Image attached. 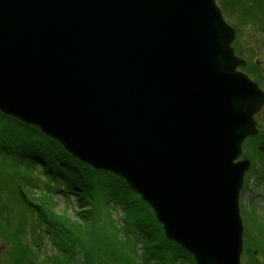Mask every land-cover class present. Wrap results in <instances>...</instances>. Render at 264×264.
<instances>
[{"label":"water","instance_id":"obj_1","mask_svg":"<svg viewBox=\"0 0 264 264\" xmlns=\"http://www.w3.org/2000/svg\"><path fill=\"white\" fill-rule=\"evenodd\" d=\"M215 0H0V112L121 177L195 264H241L264 93Z\"/></svg>","mask_w":264,"mask_h":264},{"label":"trees","instance_id":"obj_2","mask_svg":"<svg viewBox=\"0 0 264 264\" xmlns=\"http://www.w3.org/2000/svg\"><path fill=\"white\" fill-rule=\"evenodd\" d=\"M215 2L234 31L248 25L259 26L264 36V0ZM251 140L256 142L255 146L250 145ZM261 145L264 147V131L244 140L240 156V159L252 158V165L259 169V174L264 172ZM0 155L2 166L7 159L12 161L9 172L0 168V237L12 245L9 264H35L37 260L30 243L22 239L20 226L16 229L9 226L10 216L4 209L14 201L19 203L23 215L36 214L33 231L44 222L42 215L45 217V230L51 233V241L59 251L47 257L48 264H195L190 253L165 237L151 207L124 179L78 161L37 127L0 113ZM38 187L49 199L58 191L72 194L78 207L73 212L75 217L58 218L50 210L47 199L43 202L26 193ZM110 200L123 210L119 224L112 218L115 204ZM240 212L243 223L241 264H264V220L253 206L244 214L240 206ZM139 241L142 242L140 249L136 246ZM35 244L41 243L35 239ZM76 252L82 256L81 261L76 258Z\"/></svg>","mask_w":264,"mask_h":264},{"label":"rangeland","instance_id":"obj_3","mask_svg":"<svg viewBox=\"0 0 264 264\" xmlns=\"http://www.w3.org/2000/svg\"><path fill=\"white\" fill-rule=\"evenodd\" d=\"M232 43H234L233 47H232ZM247 45L256 46L259 49L261 48L262 49L261 52L264 57V50H263L264 38L263 36L258 34L254 29L250 28L249 26L242 27V29H240L239 31L233 32V38L231 39V42H230V47L231 49L233 48L232 52L234 51L233 54L234 53L236 54V55L234 54V56L238 58L239 60V65H237L236 69L239 70L240 66H242L245 69L251 66V69L257 71L255 72V74H259V65L255 63L254 64L251 63L253 62L252 57L248 56L246 48H245V46ZM260 69L262 72V67H260ZM252 118H253L255 130H256L255 133L259 134L263 132L264 131V104L257 107V110L254 111ZM34 127H37L43 133V131L38 126H34ZM49 138H52V137H49ZM250 145L255 146L256 142L254 140H251ZM263 148L264 147L261 145L260 149L263 150ZM17 149H20V147ZM251 151H253V149ZM27 153L28 152H26V154ZM0 157L2 156L0 155ZM5 157H7V155ZM242 158L244 159V157ZM245 159L249 161V167L244 174L242 188H241L240 196H239V205L242 207L243 214H244V211L246 213H249L250 207L253 206L256 213L259 216H261V218L264 220V172L263 171L261 172L262 175L259 174V169L256 167H253L252 165L253 163L252 158H245ZM11 162L12 161L7 159L6 161H4L3 166L0 164V168L1 169L3 168L6 172H9L8 168L9 166H11ZM43 179L45 178L42 175V180ZM58 189L61 190L62 188L58 187ZM26 193L31 195L30 197L39 198L43 202H46L48 200L47 203L51 205L49 207L50 210L56 216H58V218H63V219L71 218L72 219L75 217L73 212L74 210H77L78 207H77V204L75 203V200H72L73 199L72 194L66 195L58 191V192H55L52 195V197L49 199L46 197L47 195L43 193V189L40 187L36 189L31 188L30 190H27ZM6 196L8 197V195ZM34 201L36 202L37 200H34ZM111 202L115 204V206H113L114 208L111 210L112 218L115 219L119 224L120 223L119 219L123 214V210L120 209L116 203H114L115 201L113 202L112 200H110V203ZM19 206H20L19 203L17 201H14V202H10L9 208L6 206V208L4 209V213L6 212V215L9 214L10 216L8 217L10 220L9 226L12 227V229L13 228L16 229L18 226H20V228L22 229V230L20 229V233H21L20 235L22 239L25 241V243H30V245L32 246L31 249L34 251L36 255L37 260H34V263L35 264H46L45 262H47L48 260L47 257L48 256L50 257L51 255L59 254V251H58L57 246H55L51 241V236H50L51 233L46 232L47 230H45L46 226L45 224L43 225V223L45 222L44 220L45 217L42 215V219L44 222L41 223L40 228L36 225L33 231L31 227H32V222L35 219L36 214L34 215L31 212L27 215L26 213H24L25 215L24 216L23 213H21L22 211H20ZM155 219L158 221L156 215H155ZM160 225L162 226L161 223ZM24 226H25V230H24ZM35 239L39 240L41 244L36 245ZM141 241L136 242L137 243L136 246L139 249L142 246L143 241L142 242ZM11 246L12 245L7 239L2 238V236L0 237V264H9L11 262V259H10V247ZM76 258L80 261L82 260V256L78 252H76ZM148 264H152V263H148ZM172 264H179V263L174 262Z\"/></svg>","mask_w":264,"mask_h":264},{"label":"flooded vegetation","instance_id":"obj_4","mask_svg":"<svg viewBox=\"0 0 264 264\" xmlns=\"http://www.w3.org/2000/svg\"><path fill=\"white\" fill-rule=\"evenodd\" d=\"M250 28L254 29L258 34L262 35V33L260 32L259 26H252V25H248ZM263 36V35H262ZM264 38V36H263ZM232 43V47H233ZM246 51L248 56L252 57V64H258L259 65V74H255V72H257L256 70L251 69V66H249V68L244 70H241L239 68L240 71L244 72L251 80H253L257 86L262 90V92L264 93V57L262 54V49L257 48L256 46H251V45H247L245 46ZM233 49V48H232ZM264 50V48H263ZM234 52V51H233ZM235 54V53H234ZM236 55V54H235ZM242 67V66H240ZM260 67H262V72Z\"/></svg>","mask_w":264,"mask_h":264},{"label":"bare ground","instance_id":"obj_5","mask_svg":"<svg viewBox=\"0 0 264 264\" xmlns=\"http://www.w3.org/2000/svg\"><path fill=\"white\" fill-rule=\"evenodd\" d=\"M0 113H2V112H0ZM175 243V242H174Z\"/></svg>","mask_w":264,"mask_h":264}]
</instances>
